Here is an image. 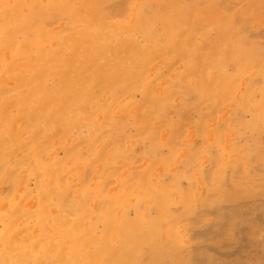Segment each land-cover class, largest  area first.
Masks as SVG:
<instances>
[{
    "label": "rangeland",
    "instance_id": "rangeland-1",
    "mask_svg": "<svg viewBox=\"0 0 264 264\" xmlns=\"http://www.w3.org/2000/svg\"><path fill=\"white\" fill-rule=\"evenodd\" d=\"M0 264H264V0H0Z\"/></svg>",
    "mask_w": 264,
    "mask_h": 264
}]
</instances>
